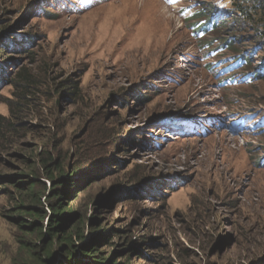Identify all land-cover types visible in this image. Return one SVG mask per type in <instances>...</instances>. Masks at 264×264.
I'll list each match as a JSON object with an SVG mask.
<instances>
[{"label": "rangeland", "instance_id": "374dc122", "mask_svg": "<svg viewBox=\"0 0 264 264\" xmlns=\"http://www.w3.org/2000/svg\"><path fill=\"white\" fill-rule=\"evenodd\" d=\"M206 4L0 0V264L18 252L17 184H52L35 164L49 150L62 166L54 180L81 163L82 187L65 205L101 264H264V168L254 162L264 135L251 131L264 80L217 85L208 67L219 57L199 52L186 19ZM183 117L185 128L170 126ZM203 118L215 126L205 134ZM75 250L74 260L98 259Z\"/></svg>", "mask_w": 264, "mask_h": 264}, {"label": "trees", "instance_id": "16d2710c", "mask_svg": "<svg viewBox=\"0 0 264 264\" xmlns=\"http://www.w3.org/2000/svg\"><path fill=\"white\" fill-rule=\"evenodd\" d=\"M229 1L232 3V9L224 10V0H214L213 5L206 4L196 9L187 19L191 22L195 36L200 39L198 46L212 48L216 42L214 48L234 55L232 58L241 63L242 68L250 71L256 81L264 80V0ZM212 7L219 8L222 16L220 20ZM242 30L251 36L241 34ZM219 35L222 37L219 38ZM253 55L260 57L259 60H254ZM18 78L23 91L24 87L26 89L32 84L28 71L20 72ZM24 93L17 96L20 98L16 102L19 106L25 98ZM13 115L14 113L11 114ZM5 120L0 116V126L1 121ZM36 159L35 164H40L37 169L50 172L48 179H51L52 184L46 187L45 182L38 179L37 175L34 179L29 177L26 185L17 184L21 185L20 191L24 192V198L23 203L16 206V212L22 216L15 218L19 235L16 236L18 252L13 264H64L59 263L54 255L56 247L59 253L64 254L67 264H87L79 259L74 260L75 249H80L83 254L91 253L94 260L98 258L91 264H101L103 258L97 256V249L93 247L97 246V243L92 245V242L82 241L80 216L71 212L67 209V204L65 205L72 199L78 187H82L83 182L75 179L81 163L76 164L71 174L54 180V171L62 168L60 161H57L50 150L38 153ZM33 172L32 170L30 174ZM118 264L124 263L120 261Z\"/></svg>", "mask_w": 264, "mask_h": 264}]
</instances>
